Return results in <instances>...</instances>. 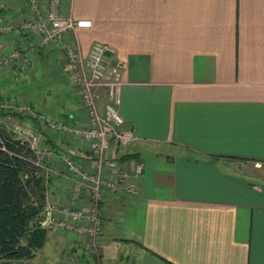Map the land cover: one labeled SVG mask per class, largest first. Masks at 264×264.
<instances>
[{"label": "crops", "instance_id": "crops-1", "mask_svg": "<svg viewBox=\"0 0 264 264\" xmlns=\"http://www.w3.org/2000/svg\"><path fill=\"white\" fill-rule=\"evenodd\" d=\"M61 11L92 21L66 35L84 52L95 41L116 47L119 109L137 139L108 155L130 171L144 164L138 194L123 188L102 202V264H264V0H63ZM29 17L25 0H0L1 20ZM35 41L29 32L0 34V52ZM21 80L42 91L17 101L69 124L86 121L59 47L36 50ZM11 82L0 69V97L11 98ZM47 136L95 169L81 138ZM51 165L48 198L86 207V193L72 201L64 163ZM78 242L48 232L25 264H70L64 254L77 253Z\"/></svg>", "mask_w": 264, "mask_h": 264}, {"label": "built area", "instance_id": "built-area-1", "mask_svg": "<svg viewBox=\"0 0 264 264\" xmlns=\"http://www.w3.org/2000/svg\"><path fill=\"white\" fill-rule=\"evenodd\" d=\"M25 1L30 17L23 21L0 18V34L24 31L34 34L36 41L28 49L13 47L8 52H0V69L8 70L11 79L19 81L30 70L36 50L59 47L65 54L71 83L78 91L87 119L82 124H69L39 112L31 103L0 97V112H5L0 116V125L29 144L36 157L35 163L46 168L47 174H50V161L58 157L64 163L73 180L72 201H78L84 193L87 195L86 207L46 197L41 227L48 232L62 230L79 237L77 253H65L63 261L83 264L81 257L88 256L94 264H102V202L107 195H114L123 188L129 194H138L139 179L144 172L143 163H137L130 171L122 168L117 158L108 155L113 146H129L137 139L136 132L126 125L119 109L124 65L115 59L117 49L110 43L95 41L84 52L78 42L66 39L68 32L89 28L92 21L63 14V0ZM103 96L106 101L101 107ZM48 131L81 138L95 156V169H87L71 153L51 147L47 142Z\"/></svg>", "mask_w": 264, "mask_h": 264}, {"label": "trees", "instance_id": "trees-1", "mask_svg": "<svg viewBox=\"0 0 264 264\" xmlns=\"http://www.w3.org/2000/svg\"><path fill=\"white\" fill-rule=\"evenodd\" d=\"M35 160L29 144L0 125V264H25L46 243L40 220L51 178Z\"/></svg>", "mask_w": 264, "mask_h": 264}, {"label": "rangeland", "instance_id": "rangeland-1", "mask_svg": "<svg viewBox=\"0 0 264 264\" xmlns=\"http://www.w3.org/2000/svg\"><path fill=\"white\" fill-rule=\"evenodd\" d=\"M11 84L13 85V92L10 95H11V98L13 100H22V98L25 97L26 93H28V92H30L33 96L38 98L40 91H42V89H40V88H42L41 86L38 87L37 84H34V85L33 84H27L26 82H22V80H19V81H13L12 80ZM52 96L53 97H51V98L56 97L55 100L58 99L59 101H61V99H62L61 95L60 96L52 95ZM44 163H47V161L44 160ZM51 164H52V161H50L48 163L49 169H51V166H52ZM43 169L45 170L46 175L50 177L51 173L47 174L48 171L46 170V168H43Z\"/></svg>", "mask_w": 264, "mask_h": 264}]
</instances>
